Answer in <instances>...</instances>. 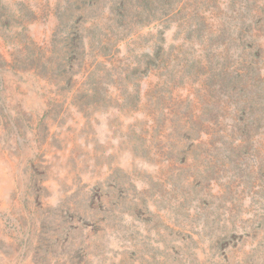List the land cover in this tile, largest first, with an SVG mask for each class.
Returning a JSON list of instances; mask_svg holds the SVG:
<instances>
[{"label": "rangeland", "instance_id": "rangeland-1", "mask_svg": "<svg viewBox=\"0 0 264 264\" xmlns=\"http://www.w3.org/2000/svg\"><path fill=\"white\" fill-rule=\"evenodd\" d=\"M0 264H264V0H0Z\"/></svg>", "mask_w": 264, "mask_h": 264}]
</instances>
